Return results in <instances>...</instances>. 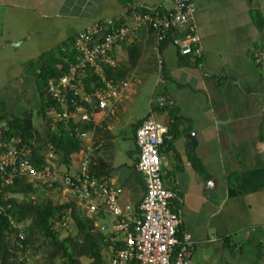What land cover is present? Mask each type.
Returning a JSON list of instances; mask_svg holds the SVG:
<instances>
[{"label":"crops","instance_id":"1","mask_svg":"<svg viewBox=\"0 0 264 264\" xmlns=\"http://www.w3.org/2000/svg\"><path fill=\"white\" fill-rule=\"evenodd\" d=\"M103 1L105 0H98V2L91 0H0V46L7 45L8 41L22 40L23 37L20 34L23 36L25 31L29 32V36L40 35L44 29L38 27V23H48L51 29L56 30L60 28L59 26H64L63 35L67 40H71L73 47L75 35L97 22L96 20L100 16L98 6ZM128 1V6H124L123 10L118 11L115 17H105L102 20H110L118 26L130 24L133 13L136 11L134 9L128 11L129 8L138 6L165 11L172 7L170 0ZM195 14L196 11L193 23L203 50L202 57L196 63L192 57L183 58L170 44L159 50L155 35L146 27L140 31L139 39L135 41L138 47L137 51H128L130 44L128 43L118 46L113 55L115 67H120L125 71V78L129 83L123 98L129 100L130 94L135 92L132 89L134 81L138 84L149 71L159 69L158 53H160L163 62L157 82L161 84L173 83L175 89L186 96L182 105L167 96V99L178 108L179 114L183 117L180 126L184 129L182 130L183 134L173 143L174 149L170 150V157L173 160L171 158L167 160L168 164L171 159L169 163L175 170L174 176L167 179L166 185L163 184L175 192L176 198L172 202V209L176 210L175 212L179 215L181 234H189L193 242L189 260L196 246L214 241V237H217L218 234L221 235L219 236L223 238L224 242H229V232H232L230 218L228 217V220L224 218L223 222L220 220L214 223L215 219L223 213V207L228 204V200L241 196L253 198L251 201L254 205L246 204L248 210L251 211L253 208L256 209L258 199L260 202L264 199L261 196L264 192V144L258 140L264 124L263 100L246 96L248 87L253 84L258 85L259 82L255 79V75H252L253 72L249 66H237L231 61L225 63L228 66V72L231 73L225 74L223 85L220 86L216 83L214 74L219 71L220 65L217 62L214 63L208 44L203 43V36L199 33ZM70 33L73 35H69ZM62 43L63 41L60 44ZM131 55L134 58L137 55L134 65H131L129 60ZM221 80L218 81L221 82ZM203 88L211 91L213 96L211 99L196 98V94ZM192 89H195L193 94ZM122 99L112 109L96 113V124L92 130L93 153L95 154L92 153L89 170L92 175L107 178L122 188L121 205L136 206L145 194V185L138 182V177L141 174L136 168L138 153L133 126L137 123L140 125L145 118L156 113L151 110V103L155 102L150 103V112L147 116L131 124L132 146L127 151V162L115 167L110 163L108 155L114 135L109 134L108 128H104L102 122L107 117L113 116ZM160 99L164 100L165 97H160ZM198 104L199 107H197ZM200 104H202L201 107ZM182 106L183 109H181ZM39 114L43 117V121L36 127L33 125L32 143L38 153L46 158L49 153V135L58 133L59 128L58 124L47 120L44 111ZM160 122L163 123V121ZM188 133L194 134L195 144L193 146H188L189 140L186 137ZM252 133H255L256 136L248 141L247 137ZM110 137L111 141L108 143L109 151L107 152L108 145L105 147V143ZM225 137H228L229 141H226ZM217 139L220 142L219 152L228 150L226 151L229 152L228 155L221 156L217 152L214 143ZM237 144L244 149L241 151L243 155L241 160L236 159L231 151L232 146ZM180 146L182 149L178 150ZM54 154L55 159L51 163L58 166L59 170L76 171L77 154L74 155L68 166L61 162V158L55 151ZM240 161L246 164L241 165ZM195 162H199L200 167L195 166ZM216 169L220 171L219 174ZM235 207L230 204L227 214L235 217L236 214L233 212ZM250 227V232H246V238L249 239L254 233L258 244L264 223L257 222ZM260 255L262 258H260V264H264L261 251Z\"/></svg>","mask_w":264,"mask_h":264},{"label":"built area","instance_id":"2","mask_svg":"<svg viewBox=\"0 0 264 264\" xmlns=\"http://www.w3.org/2000/svg\"><path fill=\"white\" fill-rule=\"evenodd\" d=\"M172 7L165 11L147 9L133 13L130 24L116 25L102 20L79 31L73 39L74 58L58 78H50L46 85L49 104L44 112L51 123L61 124L80 142L75 172L59 170L51 162L55 159L54 147L48 144L45 164L35 167L26 152L9 142L0 141V188L24 178L35 184L57 189L63 197L75 202L82 216L94 220V231L104 244L106 264H190L192 240L189 234L179 233V215L173 211L175 192L164 186L160 160L166 126L153 114L145 118L134 132L140 172L145 194L136 206L120 204L122 188L107 178L90 173L93 152L92 130L96 113L110 110L128 90L126 78L107 77L106 69L116 66L115 49L139 39L146 27L156 37L157 44L169 38V44L178 53L194 59L202 57V46L193 16L195 0H170ZM159 71L162 57L157 54ZM60 68V64L57 65ZM163 106L164 100L159 99ZM4 124L0 122V127ZM4 208L0 206V213ZM111 216L110 223L98 224L97 219ZM16 236H25L23 225L15 223ZM62 217V226L67 224ZM264 258V227L258 240Z\"/></svg>","mask_w":264,"mask_h":264},{"label":"rangeland","instance_id":"3","mask_svg":"<svg viewBox=\"0 0 264 264\" xmlns=\"http://www.w3.org/2000/svg\"><path fill=\"white\" fill-rule=\"evenodd\" d=\"M195 3V21L199 25V33L203 36V43L208 44L214 63L217 62L220 65L218 67L219 71L214 74L216 83L222 86L223 80H225L224 77L226 78L225 74L231 73L228 72V66L225 63L232 61L237 66H249L251 72H253L252 75H255V79L259 83L258 85L249 86L248 95L246 96L263 100L262 107H264V64L256 65L257 61L260 62L261 55L264 54V28L259 29L253 21L256 11H259L264 19V0H195ZM124 6H128V0L103 1L98 6L100 16L99 20L96 21H101L105 17H115L118 11L123 10ZM251 9L253 13H251ZM37 26L44 29L40 35L33 34L29 36V32L25 31L23 36L20 34L23 37L22 40L18 42L16 40L8 41L6 42L7 45L0 46V115L13 113L21 117L29 113L35 127L43 121V117L39 114L43 102L35 76L38 71V60L44 52L55 48L61 41L66 44L69 51L73 50L72 44L63 35L64 26H59L60 28L57 30L51 29L48 23H38ZM69 35L73 34L70 33ZM223 68L224 70H222ZM215 70H217V67H215ZM201 73L204 74L203 71ZM160 74L159 69L151 70L145 74L140 83L137 84L134 81L132 89L135 92L130 94L129 100L123 98L113 116L107 117L102 122L104 128H108L109 134L114 135L108 155L110 163L115 167L127 162V151L132 146L130 138L132 133L131 124L148 115L152 101L156 104L160 97H171L182 105L186 100V96L177 91L173 83H158L157 80ZM218 80H221V82ZM39 83L44 88L45 82L40 80ZM194 90L192 89V94ZM211 97H213L211 91L209 92L205 88L196 94V98L211 99ZM201 106L202 104H200ZM197 107H199V104ZM181 109H183V106ZM262 112L264 115V110ZM154 115L156 119L165 123V117L159 116L157 112ZM183 129L180 126V135L183 134ZM255 136V133H252L251 136L247 137L248 141L254 139ZM225 140L229 141V138L225 137ZM110 141L111 137L106 140L105 147ZM214 143L217 152H219V139L215 140ZM180 149H182L181 146L178 150ZM25 150L28 152V149ZM170 150H167L165 146L160 149L162 180L165 185L167 179L174 176L175 172L171 168V163H169L172 159ZM242 150H244L243 147L238 144L231 148L234 157L240 160L243 157ZM106 151H109V145ZM226 151H221L219 154L226 156L229 154ZM168 158L171 159L167 164ZM243 164L246 163L242 161L241 165ZM216 171L218 174L220 173L219 170L216 169ZM38 187L41 200L49 199L54 204H61L70 200L63 197L57 189L47 188L43 184ZM261 196L264 198V192ZM17 198L20 199V196H17ZM252 199L241 196L228 200V204L223 207V213L215 219L214 223L220 220L223 222L224 218L227 220L230 218L232 232H229V242H224L223 238L220 237L221 235L218 234L217 237H214V241L196 246L190 258L191 264H260L262 259L261 250L259 244L256 243V234L252 233L253 235L247 239L246 232H250V225L257 222L264 223V199L261 202L258 199L256 209L252 207L253 209L251 208L250 211L246 204L251 203L254 205ZM230 204L236 206L233 210L236 214L235 217L227 214ZM111 220L112 217L106 215L98 218L97 223H110ZM54 229L60 233L61 239L74 237L77 233L76 227L70 218L67 219V224L64 226L61 223L55 224ZM14 242V236H8V253L11 254L8 260L13 264H62L60 252L57 251L53 256V246L48 240H43L40 235H31L26 245L17 244L16 242L14 245ZM104 258L106 264L105 255ZM79 260L80 264H89L90 262L85 257Z\"/></svg>","mask_w":264,"mask_h":264},{"label":"trees","instance_id":"4","mask_svg":"<svg viewBox=\"0 0 264 264\" xmlns=\"http://www.w3.org/2000/svg\"><path fill=\"white\" fill-rule=\"evenodd\" d=\"M132 9L136 12L147 10L137 6L129 8L128 11ZM251 13H253L252 9ZM253 17L255 18L253 21L257 27L263 29L264 19L262 14L256 11ZM69 41L72 44L71 40ZM167 44H169V38H166V40L158 45L159 50ZM137 48L135 42L128 45V51L130 52L137 51ZM74 54V48L72 51H69L66 44L62 43L40 56L38 71L35 75L39 94L43 102L39 112H43L49 104L46 98L48 80L60 77L66 71L69 62L73 60ZM137 55L135 58L132 55L129 58L131 65H134ZM185 57L189 58V56H183V58ZM199 59H195V63ZM259 60L260 62L257 61L256 65L264 64V54L261 55V59ZM58 64H60V68L57 66ZM106 75L114 79H121L125 78V71L122 68L120 69V67L107 68ZM40 80L45 82L44 88L40 86ZM164 100L163 106L151 103V110L157 112L159 116L166 118L164 121L166 132L161 148L165 146L166 149L173 150V142L180 136V123L183 117L179 114L178 108L169 99L165 98ZM0 122L4 124L3 127H0L1 142H9L25 152V149H28L26 157L35 167L39 168L45 164L44 156L38 153L32 143L34 126L31 114L26 113L21 117L13 113L1 114ZM138 126L139 123L133 126L134 132ZM58 128V133H51L49 135V144L54 147L56 154L61 158V162L68 166L74 155L79 152L80 142L73 134L64 130L61 124H58ZM258 140L264 144V124ZM195 166L200 167L199 162H195ZM138 182L144 185L142 176L138 177ZM38 186L35 182L24 178H17L12 184L0 188V206L4 208V212L0 213V264H13L8 260L11 255L8 253V236H14L17 244L22 243L26 245L31 235H40L43 240H48L53 246V256L57 251L60 252L62 264H80V257L89 259V264H105L103 254L104 244L101 242L100 234L94 231V220L82 216L73 200L61 204H54L49 199L41 200L38 194ZM17 196H20V199ZM8 215L14 219L15 223L23 225L25 236L22 240H19L16 236L15 228L9 223ZM62 217L70 218L73 221L77 231L74 237L61 239L60 233L54 229V225L60 223ZM177 236H181L180 227ZM15 242L14 245L16 244Z\"/></svg>","mask_w":264,"mask_h":264},{"label":"water","instance_id":"5","mask_svg":"<svg viewBox=\"0 0 264 264\" xmlns=\"http://www.w3.org/2000/svg\"><path fill=\"white\" fill-rule=\"evenodd\" d=\"M93 2H98V0H91ZM187 139L189 140L188 146H193L195 144L194 134L188 133L186 134Z\"/></svg>","mask_w":264,"mask_h":264}]
</instances>
